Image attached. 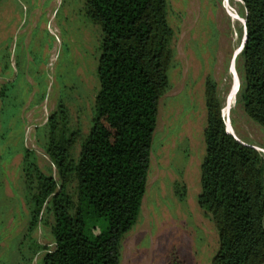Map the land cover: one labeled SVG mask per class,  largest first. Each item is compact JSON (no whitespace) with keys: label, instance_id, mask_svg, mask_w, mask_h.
I'll use <instances>...</instances> for the list:
<instances>
[{"label":"rangeland","instance_id":"1","mask_svg":"<svg viewBox=\"0 0 264 264\" xmlns=\"http://www.w3.org/2000/svg\"><path fill=\"white\" fill-rule=\"evenodd\" d=\"M5 1H0V22L5 24L0 46L10 59L0 58V264H42L54 247L53 219L42 210L35 228L27 232L37 175L32 173L31 184L25 183L24 152L31 154L40 174L54 178L58 190L60 176L45 151L47 122L64 108L66 121L61 116L58 121L62 130L79 132L70 150L71 158L77 159L99 87L101 30L87 16L85 0H11L12 5ZM166 1L173 33L169 88L158 105L140 213L121 239L119 264H212L217 232L197 203L208 78L223 100L228 131L264 151V128L245 114L236 94L234 101L229 99L239 79L236 63L234 69L230 65L244 37L241 2L228 0L225 8V0ZM5 68L13 80L6 90ZM230 102L225 117L223 110ZM66 192L75 200L72 177ZM177 192H184L182 200Z\"/></svg>","mask_w":264,"mask_h":264},{"label":"trees","instance_id":"2","mask_svg":"<svg viewBox=\"0 0 264 264\" xmlns=\"http://www.w3.org/2000/svg\"><path fill=\"white\" fill-rule=\"evenodd\" d=\"M239 1L246 40L235 59L236 102L264 128V0ZM85 3L87 16L101 30L99 87L89 132L73 159L70 150L79 132L61 129L59 117L66 121L62 106L49 117L45 151L60 176L58 190L53 177L38 172L27 150L23 157L25 183L31 184L32 173L37 175L27 232L35 228L42 210L53 219L54 247L42 264H119L121 239L140 213L158 105L169 88L173 33L167 1ZM222 109L223 100L208 78L197 203L217 232L212 264H264V156L227 132ZM71 177L75 200L66 192ZM176 194L183 199L184 192Z\"/></svg>","mask_w":264,"mask_h":264},{"label":"crops","instance_id":"3","mask_svg":"<svg viewBox=\"0 0 264 264\" xmlns=\"http://www.w3.org/2000/svg\"><path fill=\"white\" fill-rule=\"evenodd\" d=\"M5 1V0H4ZM7 2H9V4L8 5H12L10 2H11V0H6L4 3H7ZM3 5V4H2ZM5 14V13H4ZM4 35H5V24H1V22H0V45H1V43L3 42L1 39L2 38H4ZM3 48H1V46H0V58H1V60H9L10 59V57H9V55H7V53L6 52H3ZM5 67H6V64H5ZM5 70H7L8 71V74L7 75H4L3 77L4 78H2L3 80H5L4 81V85H3V88H4V90H6V88H7V86L9 85V84H11L12 83V78L10 79V75H9V73H10V70H8V68H5ZM9 79V80H8ZM4 97V94L2 95V98Z\"/></svg>","mask_w":264,"mask_h":264},{"label":"water","instance_id":"4","mask_svg":"<svg viewBox=\"0 0 264 264\" xmlns=\"http://www.w3.org/2000/svg\"><path fill=\"white\" fill-rule=\"evenodd\" d=\"M244 23V37H243V41H242V45H241V47L234 53V55H233V57H232V60H231V65H230V69H231V67L234 69L235 68V59H236V57L239 55V53L241 52V50H242V47H243V44H244V42H245V40H246V29H245V21H243ZM237 85H238V80H237ZM232 88H233V86H232ZM232 88H231V90H230V94H231V92H232ZM235 94H237V88H236V90H235V92H233V96L235 95ZM227 104V103H226ZM221 116H222V111H221ZM222 118H223V116H222ZM225 122V121H224ZM225 126H226V130H227V132H228V129H227V124L225 123ZM238 142H240L241 144H243V145H246L245 143H243V142H241L240 140H238L235 136H234V134L233 133H231V132H229ZM255 150H257V151H259V152H261V153H263L264 154V151H262L261 149H258L257 147H255V146H252Z\"/></svg>","mask_w":264,"mask_h":264},{"label":"bare ground","instance_id":"5","mask_svg":"<svg viewBox=\"0 0 264 264\" xmlns=\"http://www.w3.org/2000/svg\"><path fill=\"white\" fill-rule=\"evenodd\" d=\"M228 0H225L224 1V7L225 8H227V6H228ZM231 15H232V17L236 20V19H239V17H238V15L236 14V13H231ZM230 73L232 74L233 72H232V70H230ZM233 92H234V89H232V92H231V94H230V97H229V99H231V101H234L233 100ZM228 102V101H227ZM232 103L233 102H230L229 104L227 103V105L225 106V108H224V110H223V115L225 116V117H227L228 115H229V113H230V108H231V105H232Z\"/></svg>","mask_w":264,"mask_h":264}]
</instances>
